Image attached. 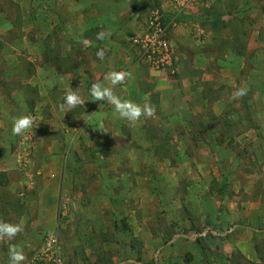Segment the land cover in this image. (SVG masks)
<instances>
[{
	"label": "rangeland",
	"instance_id": "374dc122",
	"mask_svg": "<svg viewBox=\"0 0 264 264\" xmlns=\"http://www.w3.org/2000/svg\"><path fill=\"white\" fill-rule=\"evenodd\" d=\"M243 1H215L192 50L175 47L179 23L169 69L137 51L118 72L156 114L96 133L104 102L58 107L91 89L76 0H0V220L24 227L0 264L10 244L30 264L51 234L62 264H264V0ZM142 3L145 29L161 2ZM24 115L39 127L15 136Z\"/></svg>",
	"mask_w": 264,
	"mask_h": 264
},
{
	"label": "crops",
	"instance_id": "0c3cea01",
	"mask_svg": "<svg viewBox=\"0 0 264 264\" xmlns=\"http://www.w3.org/2000/svg\"><path fill=\"white\" fill-rule=\"evenodd\" d=\"M215 1L221 2V0H208L204 5L192 9L189 14L180 20L181 25L174 31L175 47L177 45L184 46V42H186V46L189 44L188 49L191 48L190 50H192V45L189 43V40H191L190 29L196 30L197 32H204L198 23L201 20H208L213 16L210 15V11H212L211 9H213ZM236 1L238 3L236 4L237 6H241V3H245L243 0ZM142 2L143 0H76L77 20L80 24H83L85 20H89L88 26H83V28L78 31V39L88 40L90 42L89 45H91L87 54L90 61L89 69L91 70L87 75L90 78L88 81L90 88L93 83H105L103 78L105 74L110 71L118 72V69H122V67H130L132 68L133 74L135 73L136 66L140 63L138 64L133 61L135 59L134 56L137 57V51L139 50L137 46L131 42V39L128 41V36L131 34H138L144 29V21L138 18L140 17V7L143 6ZM208 14L210 16H208ZM100 32L106 34L105 39H97V34ZM86 35L87 38H85ZM110 39L112 40L110 41ZM96 49H98V51L100 49L106 50V57L103 61L97 58L98 51ZM83 71L84 69L81 70V75H84L85 72ZM84 83L87 85L86 82L81 80L80 93L85 101L83 107L85 108L87 104L88 107L97 106V104L101 106L102 102H96L90 95V90H88V92L81 91L84 88ZM135 83V80H132L125 86H117L114 89L115 94L121 99L132 100L137 103V97L141 95V92L137 89V86L134 85ZM156 90L159 89L156 88ZM129 91L131 93H128ZM157 92L160 94V101L162 102L164 91ZM175 93L176 91L174 94ZM104 103L109 110H106V112L101 115H97L95 112L96 121L90 120L93 124L91 128L94 131L96 130V133L99 131L102 132L100 128L101 124L105 126L112 123V129H116L115 132L119 133L126 120H121L118 115L115 114L114 106L106 104V102ZM85 110L87 109L85 108ZM2 244V241H0V245ZM5 245L8 247H10V245L11 247L13 246L12 244L9 245L7 241ZM0 263H2V261H0Z\"/></svg>",
	"mask_w": 264,
	"mask_h": 264
},
{
	"label": "clouds",
	"instance_id": "9594fccd",
	"mask_svg": "<svg viewBox=\"0 0 264 264\" xmlns=\"http://www.w3.org/2000/svg\"><path fill=\"white\" fill-rule=\"evenodd\" d=\"M105 33L100 32L97 34L98 40L105 39ZM82 43L89 45L88 40H83ZM106 57V50L100 49L97 52V58L103 61ZM104 82H96L91 85L90 95L96 102H106V104L114 106L115 114L121 120H126L129 127H136L142 122L143 119H150L155 116L156 108L150 103L145 102L140 105L132 100L121 99L115 94L114 89L119 85H126L129 81L134 79L131 72H116L110 71L105 74ZM247 94V90L244 87L239 88L233 93V98H242ZM85 105L84 99L78 93V91L69 90L64 96V102L59 104L60 111H71L77 107H83ZM104 104H101V108ZM88 123L87 120H84ZM39 124L36 119L31 115H24L13 118L12 133L15 136L23 137L25 134L31 132L34 128H38ZM103 129V124L100 125ZM24 232L23 221L20 223H9L0 220V241L13 240L18 235ZM9 260L10 264H24L26 256L22 248L13 245L9 248Z\"/></svg>",
	"mask_w": 264,
	"mask_h": 264
},
{
	"label": "built area",
	"instance_id": "2783aa9c",
	"mask_svg": "<svg viewBox=\"0 0 264 264\" xmlns=\"http://www.w3.org/2000/svg\"><path fill=\"white\" fill-rule=\"evenodd\" d=\"M159 1L161 5L151 11L145 29L134 35L131 42L137 46L141 61L152 69L165 70L171 68L174 62V49L168 35L184 16L208 0ZM30 264H62L57 235L51 234L44 239Z\"/></svg>",
	"mask_w": 264,
	"mask_h": 264
}]
</instances>
